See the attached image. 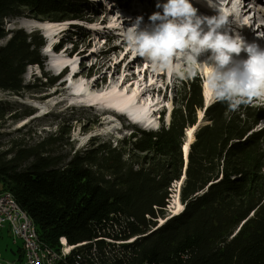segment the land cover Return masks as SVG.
<instances>
[{
    "label": "clouds",
    "instance_id": "clouds-1",
    "mask_svg": "<svg viewBox=\"0 0 264 264\" xmlns=\"http://www.w3.org/2000/svg\"><path fill=\"white\" fill-rule=\"evenodd\" d=\"M157 7H162L163 13L149 18L153 27L140 30L137 25L126 34L135 54L160 69L169 68L173 57L183 56L196 63L208 54L202 63L211 69L212 98L226 103L232 111L264 96V48L246 42L224 15H198L190 0H167ZM239 22L237 15L232 23ZM242 53L246 59L240 58Z\"/></svg>",
    "mask_w": 264,
    "mask_h": 264
}]
</instances>
